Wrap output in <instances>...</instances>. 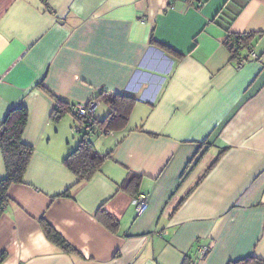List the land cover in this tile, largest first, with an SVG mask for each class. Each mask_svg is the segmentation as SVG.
Masks as SVG:
<instances>
[{"label": "crops", "instance_id": "crops-1", "mask_svg": "<svg viewBox=\"0 0 264 264\" xmlns=\"http://www.w3.org/2000/svg\"><path fill=\"white\" fill-rule=\"evenodd\" d=\"M231 35H253L237 58ZM101 93L136 104L124 130L87 135L110 158L76 185L64 160L83 137L52 113ZM16 106L34 153L0 215V264L264 261V0H0V125ZM129 171L143 176L141 215L120 190Z\"/></svg>", "mask_w": 264, "mask_h": 264}, {"label": "trees", "instance_id": "trees-1", "mask_svg": "<svg viewBox=\"0 0 264 264\" xmlns=\"http://www.w3.org/2000/svg\"><path fill=\"white\" fill-rule=\"evenodd\" d=\"M252 37L253 35H231L229 37L227 47L233 54V58L241 55V50L236 49L237 43L241 41L244 46L249 47ZM97 99L102 100L109 108L105 120L102 121V124H106L107 131L112 133L124 130L128 125L136 99L131 96L108 93L99 94ZM71 107L63 102H57L52 113V120L55 123H59L67 114L71 113ZM95 119L98 121L96 116ZM27 124L28 109L25 106H16L9 110L0 125V149L6 170V177L0 180V215L3 213L4 207L10 199L8 195L10 186L24 182L25 172L34 153V148L23 142V135ZM97 133L106 135L99 131ZM87 137V134L83 135L77 148L64 160L67 167L77 177L76 185L90 180L96 172L101 170L106 160L110 158V153L101 154L98 152ZM204 144L207 143L205 142ZM220 157L221 155L216 158L209 170L219 162ZM142 180V175L129 171L126 179L120 186V190L136 199L139 195L143 194L140 192ZM62 196L71 197V191L67 190ZM97 217L110 231L115 232L118 229L119 221L117 218L104 209L99 210ZM41 223L43 231L50 242L68 253H76L74 247L44 218L41 219ZM4 256L0 257V262ZM184 264H192V262L188 259ZM228 264H264V261L254 255H249L236 261H230Z\"/></svg>", "mask_w": 264, "mask_h": 264}, {"label": "built area", "instance_id": "built-area-1", "mask_svg": "<svg viewBox=\"0 0 264 264\" xmlns=\"http://www.w3.org/2000/svg\"><path fill=\"white\" fill-rule=\"evenodd\" d=\"M250 47L244 46V44L240 41L236 45V49L248 51ZM252 57L258 58L255 53H251ZM100 105V102L97 99L91 100L85 104H75L71 107V114L75 118L76 125L75 131L76 133L91 134L96 131L100 133H105L106 135L111 134V132L107 131L106 124L99 123L96 121L95 116L97 109ZM136 207L138 214L141 215L145 213L148 209L147 197L145 194L139 195L135 199ZM208 249L206 247L200 249V254L205 255Z\"/></svg>", "mask_w": 264, "mask_h": 264}, {"label": "rangeland", "instance_id": "rangeland-1", "mask_svg": "<svg viewBox=\"0 0 264 264\" xmlns=\"http://www.w3.org/2000/svg\"><path fill=\"white\" fill-rule=\"evenodd\" d=\"M108 110L109 109H108L107 105L104 103L103 106H101L100 108H98L96 118H100L102 116V114L104 113V111L107 112ZM67 116H68V119H67V122H65V123L68 124L70 121H72L71 122L72 123V127H74L76 125V121H75V123L73 122L74 120H73V118H72L71 115H67ZM70 126H71V124H70ZM65 130L67 131L66 126H65ZM75 135H76L75 137H71V139H70L71 141H78L81 138V136L83 137V134L82 133H78L77 132ZM207 253H208V251H207Z\"/></svg>", "mask_w": 264, "mask_h": 264}]
</instances>
